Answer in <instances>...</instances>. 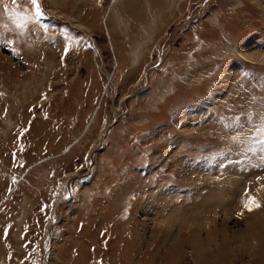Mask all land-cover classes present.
<instances>
[{
	"label": "rangeland",
	"instance_id": "obj_1",
	"mask_svg": "<svg viewBox=\"0 0 264 264\" xmlns=\"http://www.w3.org/2000/svg\"><path fill=\"white\" fill-rule=\"evenodd\" d=\"M53 1L0 0V264H264V0Z\"/></svg>",
	"mask_w": 264,
	"mask_h": 264
},
{
	"label": "snow or ice",
	"instance_id": "obj_2",
	"mask_svg": "<svg viewBox=\"0 0 264 264\" xmlns=\"http://www.w3.org/2000/svg\"><path fill=\"white\" fill-rule=\"evenodd\" d=\"M28 4L31 5L32 11L31 15L28 17V20L31 21V23L35 24L41 19H43V11L40 6L39 0H26ZM13 4H17L18 0H12ZM17 27H20L18 24ZM68 52V48H65V53ZM15 54V53H13ZM237 123H239V118H237ZM250 126L255 130L256 135L252 138V143L257 145L258 147H253L248 150L256 152L259 151L261 154H264V117H262L259 121V123H256L254 118H250L249 120ZM233 142L238 143L239 137H233ZM259 207L260 205L255 203L254 200H250L248 203L245 204V207L251 211L252 206Z\"/></svg>",
	"mask_w": 264,
	"mask_h": 264
},
{
	"label": "bare ground",
	"instance_id": "obj_3",
	"mask_svg": "<svg viewBox=\"0 0 264 264\" xmlns=\"http://www.w3.org/2000/svg\"><path fill=\"white\" fill-rule=\"evenodd\" d=\"M55 2H56V0L53 1V4H57V3H55ZM115 14H116V12L114 13V17L116 16ZM116 24L119 25V23H116ZM120 24H121V23H120Z\"/></svg>",
	"mask_w": 264,
	"mask_h": 264
}]
</instances>
